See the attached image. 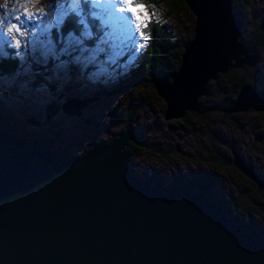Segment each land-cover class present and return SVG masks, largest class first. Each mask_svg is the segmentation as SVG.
Here are the masks:
<instances>
[{
    "label": "water",
    "instance_id": "obj_1",
    "mask_svg": "<svg viewBox=\"0 0 264 264\" xmlns=\"http://www.w3.org/2000/svg\"><path fill=\"white\" fill-rule=\"evenodd\" d=\"M183 2L194 16L191 38L178 68L153 80L164 119L212 110L197 101L207 81L257 64L238 41L240 21L229 0ZM93 100L66 98L60 109L78 116ZM220 110L264 112V93L241 84L232 105ZM128 142L145 145L129 125L108 144L64 156L0 132V264H264V240L247 235L204 193L132 175ZM230 153L232 166L264 187L253 165L234 148Z\"/></svg>",
    "mask_w": 264,
    "mask_h": 264
},
{
    "label": "rangeland",
    "instance_id": "obj_2",
    "mask_svg": "<svg viewBox=\"0 0 264 264\" xmlns=\"http://www.w3.org/2000/svg\"><path fill=\"white\" fill-rule=\"evenodd\" d=\"M136 1L146 5L150 14L148 26L140 30L135 28L134 18L130 25L117 19L131 13L121 10L126 7L122 3L116 4L113 11L114 0H0V30L11 42L9 46L0 41V56L17 60L13 73L0 75V127L5 133L64 156H80L90 140L111 141L113 134L124 130L120 111L129 99L136 98L139 109L132 127L156 150L153 154L138 150L128 161L129 170L140 179L151 177V183L166 186L173 180L185 183L190 176L207 174L214 181L210 193L226 205L227 217L236 218L237 224L247 227L256 238L264 236V187H256L231 165L213 162L215 157L230 162V149L234 148L245 165H253V170L264 178V112L246 110L225 120L221 110L213 109L200 117L185 111L183 120L182 116L164 119L165 104L152 84L125 92L115 89L133 76L138 57L145 50L148 36H141L140 31L148 34L150 27L162 26L176 46L183 44L184 35H192L194 16L187 7L173 13L168 0ZM85 2L88 15L97 18L102 29L94 40L84 21ZM229 2L233 11H240L238 41L252 46L258 56L257 71L241 66L222 77L218 75L214 81L208 80L207 94L197 97L199 103L227 101L228 106L232 105L235 93L228 94V89L236 90L240 81L264 93V38L259 45L255 43L263 36L259 27L264 26V0ZM22 5L29 8L30 17ZM63 13L67 14L58 22L57 17ZM70 13L78 16L79 23L84 21L77 35L60 31ZM10 24L21 25L23 35L9 33ZM13 36L20 40L19 46ZM17 51L21 56H16ZM137 78L142 79V75ZM74 97L94 100L81 109L80 115L67 116L60 104ZM253 134L261 139L255 141Z\"/></svg>",
    "mask_w": 264,
    "mask_h": 264
},
{
    "label": "trees",
    "instance_id": "obj_3",
    "mask_svg": "<svg viewBox=\"0 0 264 264\" xmlns=\"http://www.w3.org/2000/svg\"><path fill=\"white\" fill-rule=\"evenodd\" d=\"M139 1L143 2L146 0H139ZM167 3L169 4L170 11L173 13H177L178 11L181 10V8L186 7L183 0H168ZM83 7H84L83 14L85 16L84 21L88 25L90 31L92 32L91 40H94L95 38H97V36L100 35L101 33L100 30L102 29H100L97 25L98 23L97 18L88 15L90 14L87 13L88 2H85ZM236 12L240 13V11H236ZM81 30H82V23L78 22V16L74 15L73 13L68 14L64 18L60 27V31L63 35L67 34L68 32L77 35L80 33ZM147 36L148 37H147V44L145 50L138 57L137 65L133 69V74H132L133 76L128 81H125L124 83H119L115 88L117 91H122V92L130 91L132 89L138 88L141 85H146V84H152L154 87L153 80L155 78L167 76L168 74L174 72L178 68L180 53L183 44L181 46L180 45L176 46L173 43L170 33L166 31L162 26L156 25L150 27ZM190 38H191L190 33H187L186 35L183 36L184 41ZM262 40H263V36H261L257 40L256 44L259 45ZM248 49L249 51L252 50V46H248ZM16 68H17L16 59L10 56L7 57L0 56V75H10L11 73H13V71ZM229 72H227L226 74H228ZM139 74L142 75V79L137 78V75ZM224 75H220L219 77H222ZM241 83L242 82L240 81V84ZM231 88L232 89H230V92H232V95L234 93L236 94L237 89L235 90V87H231ZM227 103H228L227 101H220L219 103L214 102L213 105L223 106V105H227ZM138 109H139V105L136 98L129 99L126 102L125 106L120 111V117H119V120L125 123V127L129 125L133 126V124H135ZM202 115L200 114L198 117ZM221 117L225 120H229L231 114L221 113ZM181 119L183 120L184 117L182 116L180 120ZM0 132L5 133L4 129H2L1 127H0ZM137 133L142 135L141 132H137ZM9 134H13V133H9ZM117 134L118 132L113 134L111 141L116 138ZM109 142L110 141H101L96 143L94 140H90L87 143L86 150L92 148L97 144L105 145L108 144ZM138 150H144L149 154H153L156 149L150 146L149 144H147V142H145L144 147H137L133 145L131 142H128L127 145L124 147V152L129 155V161L136 155ZM211 156H217V155H210V157ZM215 158L216 160L213 162L216 163L218 166H221L223 164L232 166V164L228 160H226V158H220V157H215ZM130 172L132 175H134L131 170ZM144 180L151 183L152 178L147 177L144 178ZM176 183H179L183 186L185 185L196 192L204 193V195L208 200H211L215 204L219 205L224 210L225 215L226 216L228 215V209L226 208V205L222 202L215 200L212 197L210 190L211 187L213 186L214 181L207 174L198 173L197 175L190 176L185 183L178 182L177 180H173L169 182L168 185H174ZM230 219H232L235 223H237L236 218L231 217ZM239 225L243 228L244 232L247 235L256 237L254 233H252L251 230H249L247 227L243 226L240 223ZM258 238L264 240V236H259Z\"/></svg>",
    "mask_w": 264,
    "mask_h": 264
},
{
    "label": "snow or ice",
    "instance_id": "obj_4",
    "mask_svg": "<svg viewBox=\"0 0 264 264\" xmlns=\"http://www.w3.org/2000/svg\"><path fill=\"white\" fill-rule=\"evenodd\" d=\"M76 2L79 3V0H76ZM45 3H47V0H45ZM119 3L126 5L125 8L121 9L122 11H126L128 13H131V16L117 17V19L120 20L121 22H123V24L130 25L132 18H134L135 19V28L137 30H140L142 28H146L148 26L147 21L150 19V14L146 10V5H144L143 3H137L136 0H114L113 11H115L116 4H119ZM34 6L35 5L33 4V7ZM22 7H24L25 14H27L30 17L32 15V13L30 12L29 8L26 5H22ZM37 10L43 11V9H37ZM70 11L76 12V14L79 15V11L76 9H72ZM65 14H67V13H63V14H61V16L57 17L58 22L62 18V16ZM16 19L19 20L20 17H16ZM83 22L84 21L81 20V23H83ZM24 23H26V22H24ZM2 25H3V21H0V28H2ZM7 31L9 33H20L21 35H23V32L21 31V25L10 24L7 28ZM140 35L144 36L145 38L147 37V33L143 32V31H140ZM13 39H16L15 36H13ZM130 39L132 41H134L135 37L132 36V37H130ZM0 41H3L4 43L11 46V42L7 41L6 37H4L2 30H0ZM16 45L17 46L20 45L19 39H16ZM16 56H21V53L19 51H17Z\"/></svg>",
    "mask_w": 264,
    "mask_h": 264
},
{
    "label": "flooded vegetation",
    "instance_id": "obj_5",
    "mask_svg": "<svg viewBox=\"0 0 264 264\" xmlns=\"http://www.w3.org/2000/svg\"><path fill=\"white\" fill-rule=\"evenodd\" d=\"M235 12V14L237 15V18H238V20L240 21V27H241V23H242V17H241V15H240V13H238V12H236V11H234ZM260 31L263 33V38H264V30H262V28H264V26H262V25H260ZM239 34H240V28H239ZM255 43H257V40L255 41ZM243 45V44H242ZM263 45H264V43H263ZM246 49H247V52L248 53H253L252 52V50H250L249 51V49H248V46H246V45H243ZM253 49V48H252ZM255 54V53H254ZM256 55V58H257V63H258V56H257V54H255ZM242 66H247L246 64H244V65H242ZM248 68H250L249 66H247ZM255 68H257V64H256V66H254V67H252V68H250V69H252V70H254V71H257ZM230 69V68H229ZM235 69H239V68H235ZM234 69V70H235ZM228 70V69H227ZM226 70V71H227ZM225 71V72H226ZM224 72V73H225ZM224 73H221V74H224ZM218 75H220L219 73L217 74V76H216V78L215 79H213V80H211V81H214V80H216L217 79V77H218ZM210 81V82H211ZM241 84H247V85H249L248 83H245V82H243V83H241ZM241 84H239L238 85V87H237V90H238V88H239V86L241 85ZM250 86V85H249ZM251 87V86H250ZM252 88V87H251ZM252 89H254V88H252ZM255 90V89H254ZM206 91V90H205ZM259 91V90H258ZM206 94H207V91H206ZM205 94V95H206ZM228 94H231V92H230V89H228ZM235 96H236V94L234 95V98H235ZM198 99V98H197ZM224 100V99H223ZM206 105H208V104H206ZM208 106H212V107H214L213 109L214 110H220V108L221 107H228V105H223V106H218V105H213V104H211V105H208ZM212 109V110H213ZM212 110H209V111H212ZM208 112V111H207ZM222 112V111H221ZM241 112H245V111H241ZM222 113H225V112H222ZM235 113H240V112H235ZM235 113H227V114H235ZM251 134H252V132H251ZM230 163H231V161H230ZM238 171V170H237ZM239 172V171H238ZM240 173V172H239ZM169 186V185H168ZM171 186V185H170ZM250 236V235H249Z\"/></svg>",
    "mask_w": 264,
    "mask_h": 264
},
{
    "label": "bare ground",
    "instance_id": "obj_6",
    "mask_svg": "<svg viewBox=\"0 0 264 264\" xmlns=\"http://www.w3.org/2000/svg\"><path fill=\"white\" fill-rule=\"evenodd\" d=\"M234 10V9H233ZM235 68H230V69H228L224 74H226L227 72H229L230 70H234ZM224 74H220V75H224ZM219 75V76H220ZM144 139V138H143Z\"/></svg>",
    "mask_w": 264,
    "mask_h": 264
}]
</instances>
